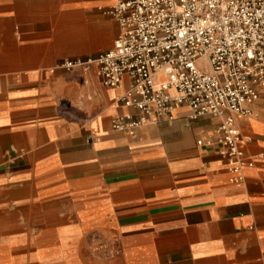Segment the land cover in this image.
<instances>
[{
  "label": "crops",
  "instance_id": "obj_1",
  "mask_svg": "<svg viewBox=\"0 0 264 264\" xmlns=\"http://www.w3.org/2000/svg\"><path fill=\"white\" fill-rule=\"evenodd\" d=\"M65 1L75 14L62 17V0H0V264H264V88L249 116H234L253 160L234 183L217 117L191 119L181 104L171 120L111 127L117 114L139 116L118 101L130 78L107 87L93 70L56 66L111 48V0L81 1L94 25L86 47L54 32L78 27V0ZM93 222H116L115 260L90 259L77 243Z\"/></svg>",
  "mask_w": 264,
  "mask_h": 264
},
{
  "label": "built area",
  "instance_id": "obj_2",
  "mask_svg": "<svg viewBox=\"0 0 264 264\" xmlns=\"http://www.w3.org/2000/svg\"><path fill=\"white\" fill-rule=\"evenodd\" d=\"M103 13L119 28L111 48L56 66L93 70L107 87L130 78L118 101L139 116H113L115 130L137 128L149 116L171 120L181 104L191 119L219 118L218 152L230 180L241 183L253 160L240 147L234 116H249L264 88V0H111Z\"/></svg>",
  "mask_w": 264,
  "mask_h": 264
},
{
  "label": "rangeland",
  "instance_id": "obj_3",
  "mask_svg": "<svg viewBox=\"0 0 264 264\" xmlns=\"http://www.w3.org/2000/svg\"><path fill=\"white\" fill-rule=\"evenodd\" d=\"M81 1L84 0H78V11L77 14L80 19H78L77 22V28H70V23L67 22L66 26H63L59 29H54L49 31V35L51 32H57L61 33L62 38H71L73 36L74 39H77V42L79 46L86 47L88 44H91V40L89 39L90 35H86L83 30L91 29L93 23L89 19L91 14H86L88 16L87 18L83 17V12L80 9ZM66 1L62 0V17L66 16V14L69 15V13L75 14L74 10L67 9L65 5ZM15 18L22 17L21 12L15 13ZM5 21V14H0V22ZM69 21V20H68ZM64 24V23H63ZM89 24V25H88ZM85 27V28H84ZM20 32V29H16ZM74 34L76 36H74ZM52 35V34H51ZM5 36V30H0V37ZM51 39V37H48ZM113 45V42H112ZM63 47H65V44H62ZM7 46L4 44L0 45V54H5ZM68 48V47H67ZM100 52V49L98 50H90L83 53H77L72 55L73 57L80 56L82 58L89 57V55H94ZM66 71V70H65ZM77 78L80 79V77L77 76ZM110 224L109 229H112L111 231L106 230L107 228L103 227L102 224H99L98 222H93L91 224L93 225H87V229H85L84 234H82L78 240L77 243L81 246H86L87 248V257L96 261L100 262H108L110 260H115L122 254V242L123 238L119 237L116 230L113 229V226L116 224V222H108ZM107 225V224H106ZM133 233V232H130ZM128 235V234H127ZM130 235V234H129ZM85 255V254H84Z\"/></svg>",
  "mask_w": 264,
  "mask_h": 264
}]
</instances>
